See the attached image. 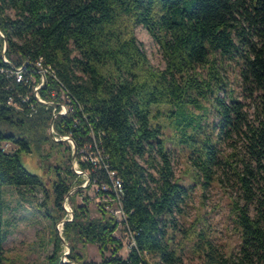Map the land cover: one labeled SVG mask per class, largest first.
<instances>
[{
    "label": "trees",
    "instance_id": "16d2710c",
    "mask_svg": "<svg viewBox=\"0 0 264 264\" xmlns=\"http://www.w3.org/2000/svg\"><path fill=\"white\" fill-rule=\"evenodd\" d=\"M138 24L158 42L164 69L151 64L135 33ZM0 29V143L16 146L12 151L0 148V264L5 260V185L46 191L41 206L54 230L66 218L63 204L70 191L75 188L73 202L83 195L63 228L72 263L60 261L62 239L56 233L50 264H152L147 253L157 254L163 264H180L173 235L190 186L174 177L163 119L177 133V143L190 150L204 184L219 182L213 166L221 137L243 134L248 158L240 157L242 169L232 166L245 199L244 204L233 200L240 248L226 254L203 236L200 264H264V0H0ZM254 33L259 42L251 38ZM237 54L244 87L257 97L252 119L239 97L225 89L219 71L218 60ZM40 59L54 74L40 88L41 96L56 103L63 85L74 98L72 114L54 119L58 136L70 135L77 148L95 139L122 180V202L136 243L126 257L115 236L118 221L105 202L93 217L90 196L84 193L95 181L111 182L105 168L92 170L80 162L90 176L84 187L82 175L58 163L47 193L41 177L23 165L24 153L45 156L46 144L62 142L49 131L54 105L38 101L33 84L17 82L8 72L22 64L31 69ZM10 97L21 109L8 103ZM211 108L219 114L218 122L206 121ZM72 154L71 149L70 159ZM184 232L202 236L195 228ZM88 243L99 247L101 260L83 256L80 247Z\"/></svg>",
    "mask_w": 264,
    "mask_h": 264
},
{
    "label": "rangeland",
    "instance_id": "374dc122",
    "mask_svg": "<svg viewBox=\"0 0 264 264\" xmlns=\"http://www.w3.org/2000/svg\"><path fill=\"white\" fill-rule=\"evenodd\" d=\"M9 12L12 13L11 10ZM135 33L151 64L156 68L164 69L166 60L155 38L142 24L136 26ZM251 38L257 42L260 41V36L256 33L251 35ZM218 62L219 71L226 82L225 89L239 97L248 117L252 119L257 97L256 93L253 94L244 87L241 76L243 63L240 55L237 54L235 58H224ZM204 72L206 73V70ZM227 94L224 90L221 91L223 97ZM196 112L204 113L200 109H196ZM205 119L209 123L218 122L219 114L214 108H211ZM162 123L165 125L162 137L171 156L174 177L179 183L190 186V197L183 204V213L176 214L179 220V230H176L173 235V247L182 256L180 264H200L202 262L204 240L201 237L203 238V236L210 239L226 254L237 252L240 248L241 234L235 222L233 200L237 199L240 204H244L245 199L243 189L236 183L235 176L232 174V166L242 169L243 163L240 157L248 158L243 134L233 133L221 137L217 145L218 162L213 166L215 175L220 177L219 182L211 180L204 184L206 178L194 164V159L190 157V150L177 143V133L167 120L163 119ZM55 139H59V137ZM9 143L11 151L14 150L16 146L12 142ZM53 145H45L43 150L45 156L29 152L22 155L23 165L41 177L47 187V193H51L53 179L57 178L53 167H56L58 163H62L64 166L70 165L71 168L75 166V161L69 156L71 149L73 153L74 144L69 139L60 143L53 142ZM82 177L84 176L82 175ZM88 184L87 182L86 185ZM74 189L67 195L63 204L67 213L68 211L72 212L74 204L81 203L83 200V195H77L74 202L72 201L71 196ZM84 193L90 196L91 215L99 216L98 204L102 202L101 194L93 184ZM45 198L46 191L40 188L28 190L27 187L4 186L6 240L3 264H50V257L56 252V233L62 239L58 253L60 261H71L68 256L71 246L63 234V230H60L59 222L54 230L51 220L44 215L45 207L41 204ZM249 206L251 213L254 214V204ZM192 228L193 230L197 229L199 233H202V236L194 233L193 237H186L184 231ZM115 236L123 242L121 253L126 257L130 251L129 237L126 231L119 227ZM80 250L82 253L84 252L83 256L86 259L101 260V253L96 244L88 243L85 247H80ZM146 259L152 264H163L160 262L159 256L154 253H147Z\"/></svg>",
    "mask_w": 264,
    "mask_h": 264
},
{
    "label": "built area",
    "instance_id": "2783aa9c",
    "mask_svg": "<svg viewBox=\"0 0 264 264\" xmlns=\"http://www.w3.org/2000/svg\"><path fill=\"white\" fill-rule=\"evenodd\" d=\"M0 35L4 36V33L0 29ZM5 61H8L6 57H4ZM31 71V73H30ZM8 72L15 78L17 82H25V83H31L32 86V92L36 96L37 100L45 103L54 105V118H56L58 115L61 116H69L72 114V111L74 110V98L73 96L66 90V88L61 85L60 86V99L58 102L55 103L54 100H46L44 99L40 94V88L43 87L47 82V77L49 74H53V70L50 68V66H45L42 63V60H38L34 67L31 69H28L26 64H22L19 67H16L14 69L8 70ZM29 74V75H28ZM37 74L39 75V78L37 77ZM57 94L56 90H52V95L55 96ZM21 96V95H20ZM23 100H28V96H22ZM8 103L15 107L16 109H21V106L18 102L14 100L13 97H10L8 100ZM50 130V128H49ZM53 133L54 138H60V137H66L70 140L71 143H75L74 140L70 135L65 136H58L54 126H53ZM10 143L7 141H4L0 143V148L4 151H11ZM10 148V149H9ZM107 155H105L104 151L99 147L97 141L94 139L92 142H88L80 146V148H77V159L75 160V166L74 171L78 174H82L84 176V183L82 186H87V182H90V176L88 175V172L83 170L80 167V162H85L89 165H91L92 170H95L96 168H105L107 171L111 182L110 183H103L100 184L99 182L95 181L93 185L97 188L98 191L102 190L103 193L101 194L102 202H105V208L111 212L116 220L118 221V228H123L128 237H129V247L131 248L134 246L135 238L134 233L131 230L129 223L127 221V213L124 209L123 202H122V195H123V183L120 177L117 175L116 171L110 169L109 164L106 162L105 158ZM67 219L72 218V212L66 214ZM65 218V219H66ZM65 219H63L60 224V230L62 231L64 228V222Z\"/></svg>",
    "mask_w": 264,
    "mask_h": 264
},
{
    "label": "water",
    "instance_id": "95a60500",
    "mask_svg": "<svg viewBox=\"0 0 264 264\" xmlns=\"http://www.w3.org/2000/svg\"><path fill=\"white\" fill-rule=\"evenodd\" d=\"M54 117L52 118V121H51V125H50V134H51V136L52 137H54V133H53V126H54ZM55 139V138H54ZM65 139H67L66 137H61V138H59V139H55V140H61V141H63V140H65ZM77 159V145H76V143H74V149H73V155H72V160L73 161H75ZM72 217H73V213H72ZM72 219V218H71ZM68 220H70V219H68ZM63 240H64V238H63ZM61 262L63 263V262H67V263H72L70 260L69 261H64V260H61Z\"/></svg>",
    "mask_w": 264,
    "mask_h": 264
}]
</instances>
